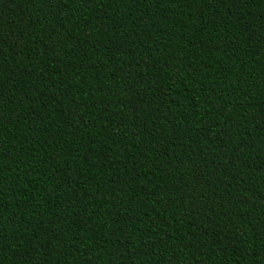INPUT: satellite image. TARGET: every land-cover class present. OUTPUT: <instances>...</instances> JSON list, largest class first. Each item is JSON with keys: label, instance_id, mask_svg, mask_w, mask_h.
<instances>
[{"label": "trees", "instance_id": "trees-1", "mask_svg": "<svg viewBox=\"0 0 264 264\" xmlns=\"http://www.w3.org/2000/svg\"><path fill=\"white\" fill-rule=\"evenodd\" d=\"M0 264H264V0H0Z\"/></svg>", "mask_w": 264, "mask_h": 264}]
</instances>
